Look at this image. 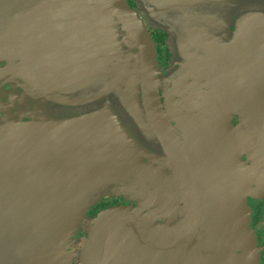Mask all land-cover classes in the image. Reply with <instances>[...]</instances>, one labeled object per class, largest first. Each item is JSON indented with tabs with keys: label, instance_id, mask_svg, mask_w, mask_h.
<instances>
[{
	"label": "water",
	"instance_id": "obj_1",
	"mask_svg": "<svg viewBox=\"0 0 264 264\" xmlns=\"http://www.w3.org/2000/svg\"><path fill=\"white\" fill-rule=\"evenodd\" d=\"M152 2L153 14H218L224 4L222 15H238L233 39L201 53L213 87L207 99L206 85L177 87L190 92L178 105L177 127L201 128L187 146L163 105L156 42L129 0H0V63L24 88L17 99L34 93L44 99L40 113L52 103L77 112H28L0 123V264H261L248 180L264 181V0ZM76 4L95 10L70 11ZM181 19L152 23L190 34L222 20ZM190 39H202L199 49L206 38ZM221 107L238 114L254 139L251 166L229 147L209 156L203 131L216 137L213 127L229 125L201 115ZM109 195L136 205L91 216Z\"/></svg>",
	"mask_w": 264,
	"mask_h": 264
},
{
	"label": "flooded vegetation",
	"instance_id": "obj_2",
	"mask_svg": "<svg viewBox=\"0 0 264 264\" xmlns=\"http://www.w3.org/2000/svg\"><path fill=\"white\" fill-rule=\"evenodd\" d=\"M153 0H129L130 5L132 8L137 9L139 11V17L144 20L146 26L148 27L152 37L154 38L156 42V48L158 52V60H159V66H160V93L161 98L163 101L164 108L166 109L170 119H172V122L174 126L176 127V131L178 132V136L182 142L183 145H188V141L196 137L195 133H200L201 128L196 127L194 128H180L177 127L176 121L174 120V117H184L182 114L179 113V106L183 105L184 102H186L184 96L190 95V92H185L182 88L183 86H186L187 84L193 85L194 83H198L200 85H206L203 91V98L206 100L207 96L206 94L213 88L211 85H208V72H207V64L204 61V58H202V52L206 50L205 45L209 44L210 42L214 41H226V40H232L235 34L238 31V15L236 14V11L230 10V12H234V14H223L224 12V4L221 6L220 9L221 13H214L212 14L211 10H203L202 12L200 10H195L188 12L189 15L180 14L177 9H161L157 8L155 10V13H151L149 10V5L154 6ZM70 11L74 12H81L82 10L88 11V9L95 10V7H88L83 4H76L68 5ZM78 8V9H77ZM213 17V19L217 18L219 20V17L222 19L219 23V25L223 26L221 28L219 25L217 26L218 29L215 30H206L200 33H188L186 31L184 32H178L176 30L168 31L167 29L159 26L154 25L152 22H161L166 23L167 20L171 21H179L183 19H190L191 22H201L202 20L209 21L208 18ZM71 21L78 18H72L68 17ZM81 24V21L78 20ZM81 26V25H80ZM202 28V26H199ZM121 28V29H120ZM119 33H122V27L119 26ZM174 35V39L172 36ZM190 36L193 37H201L203 36V47H196L197 43L199 41H202V39H196V44L194 39H190ZM69 40L73 41L72 33H69ZM123 37H121V40ZM173 40V41H172ZM66 42V40L64 39ZM123 41V40H122ZM220 41V42H221ZM184 44L190 45L193 48V51L189 54H186L184 52ZM194 50H200L199 56L196 58L194 57ZM26 64V62L20 61V63ZM196 66V68H192V65ZM10 65L7 61H4L3 63H0V123L6 122L7 119L15 118L18 119V116H21V114H27L28 112L34 114H40L45 116H53V117H61L63 115L66 116H73L74 114H77L76 111H66L65 108L61 105L60 109H57V106L53 105L52 100L49 98H45L48 103H52L51 109L48 111H44L43 113L38 112L35 107L37 102H40L44 99L37 100L34 93H30V98L26 101V99H22L19 97L17 99L16 95H23L24 94V88L20 87L18 84L17 79L14 78L12 74H6L4 71L5 68H8ZM27 67L30 71V73L38 72V69L36 70L35 67L27 64ZM40 75V72H39ZM41 78V77H40ZM29 80V79H28ZM30 81V80H29ZM60 81V80H59ZM59 81L57 83H59ZM25 82V80H24ZM30 84H33L32 81ZM208 85V86H207ZM179 87V88H177ZM201 88V87H200ZM207 92V93H206ZM203 99V100H204ZM202 100V101H203ZM32 104V108L30 110H27L28 107ZM48 105V104H46ZM18 106V107H17ZM50 106V105H48ZM17 107V108H16ZM170 107L173 108V110H170ZM20 109H23V111H19ZM52 109L54 110L52 112ZM80 112V111H79ZM38 114V115H39ZM213 116V120L217 121L216 119L220 120H227V122H222L221 124L227 123L229 125V130H222L224 127H213L214 130L219 132V136L213 137L210 133L208 127L203 131L204 133L207 132V141H208V147L207 150L209 152V156L215 158L216 154L219 157H222L221 150L229 147L230 151L232 148V151L234 152V155L236 158L240 159L242 163H245L247 166H251L253 164V160L257 158L256 154V148L254 147L255 141L253 138H251L247 132L245 131L244 123L242 118L238 114H233L231 111L227 110L224 107H221L220 110H210V111H203V114L201 117L208 118L209 116ZM22 117V116H21ZM31 116H25V119L30 118ZM198 117V118H201ZM215 123V122H213ZM226 128V127H225ZM193 130V131H192ZM187 132L191 134H187ZM202 132V133H203ZM209 135V136H208ZM190 153V152H189ZM231 164V163H230ZM234 164V163H233ZM232 164V165H233ZM234 169V168H231ZM236 178L235 181L237 182V176L242 174L241 170L235 169ZM249 176V175H248ZM255 177L252 174L249 176L248 185L251 187L253 186V189L248 194V204L251 209V230L256 234L258 239V245L261 252V264H264V181H257L254 180ZM226 175L219 176V181H225ZM135 203L127 201L123 197H112V196H106L104 197L103 201L99 203L98 206H96L90 213L91 216H97L103 209L118 205H131ZM99 210L96 212V214H93L95 210Z\"/></svg>",
	"mask_w": 264,
	"mask_h": 264
},
{
	"label": "trees",
	"instance_id": "obj_3",
	"mask_svg": "<svg viewBox=\"0 0 264 264\" xmlns=\"http://www.w3.org/2000/svg\"><path fill=\"white\" fill-rule=\"evenodd\" d=\"M99 210V208L97 209V210H95L94 212H93V214H96V212Z\"/></svg>",
	"mask_w": 264,
	"mask_h": 264
}]
</instances>
